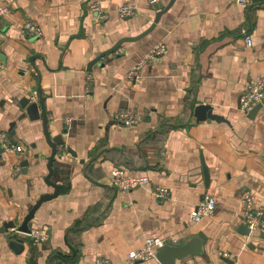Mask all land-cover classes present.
<instances>
[{"label": "crops", "instance_id": "crops-1", "mask_svg": "<svg viewBox=\"0 0 264 264\" xmlns=\"http://www.w3.org/2000/svg\"><path fill=\"white\" fill-rule=\"evenodd\" d=\"M92 1L0 0L9 8L0 18V138L23 148L0 155V231L13 220L8 233L24 245L16 252L0 232V264H127L147 238L196 236L203 250L180 264H264V230L241 231L246 193L264 212V104L255 118L240 110L247 83L264 76V0H174L149 34L89 70L118 40L149 28L157 12L152 0H101L109 18L99 20ZM129 2L137 14L120 17ZM26 22L42 34L28 36ZM160 43L166 52L129 80ZM41 96L57 145L50 179L61 189L37 209L32 230L46 239L34 241L16 228L29 206L55 191L45 181L52 148L42 119L31 120L21 101L38 102L41 114ZM199 104L227 122L197 121ZM128 109L135 125L114 118ZM115 166L150 180L122 191L112 185ZM158 187L168 188L165 198L155 197ZM206 194L215 212L191 223Z\"/></svg>", "mask_w": 264, "mask_h": 264}, {"label": "built area", "instance_id": "built-area-1", "mask_svg": "<svg viewBox=\"0 0 264 264\" xmlns=\"http://www.w3.org/2000/svg\"><path fill=\"white\" fill-rule=\"evenodd\" d=\"M157 2V0H152ZM239 3H244L247 0H234ZM91 11H93L99 20H106L109 18V12L103 7L101 0H93L89 5ZM9 12L7 4L0 5V18L5 16ZM138 12V5L136 3H124L118 8V15L122 18L134 16ZM24 29L28 36H40L42 30L40 26L35 22H26ZM247 45L251 46L253 40L250 36H246ZM166 52V46L163 43L156 45L141 61L135 66L128 74L129 80L136 78L140 70L149 62L159 58L161 54ZM3 65L0 62V71ZM264 100V76L253 77L248 83L247 87L242 94L240 102V110L244 113L249 112L255 105L261 103ZM114 118L116 121L124 123L128 126L135 125L138 121V116L133 110H121L115 113ZM70 121V118H67ZM3 148L6 152L22 151L21 145L4 144ZM112 185L122 191H132L143 186L149 182L148 176L142 175H130L127 171L120 166H115L111 171ZM168 188L158 187L154 195L157 199L165 198L168 195ZM257 200L252 193H246L243 196L244 206V220L250 231L264 230V212L262 208L256 206ZM216 202L214 198L206 194L195 209L190 214V222L198 223L202 219L211 216L215 212ZM34 241H43L46 239V235L40 230H32L29 234ZM165 239L150 237L147 238L144 243L136 249L129 252L127 257V264H135L138 261H146L151 258H155L156 250L166 244ZM184 264H193L191 261H187Z\"/></svg>", "mask_w": 264, "mask_h": 264}, {"label": "water", "instance_id": "water-1", "mask_svg": "<svg viewBox=\"0 0 264 264\" xmlns=\"http://www.w3.org/2000/svg\"><path fill=\"white\" fill-rule=\"evenodd\" d=\"M174 0H171L167 5L163 4V3H158L154 2V8L157 11L156 12V16L154 19V22L151 24V26H149V28H147L146 30H144L142 33L138 34L137 36H126L121 38L120 40H118L114 46H112L110 49L102 52L101 54H99L96 58H94L90 63H89V70L92 69L93 65L96 64L97 62L100 61L101 58L115 53L124 43L126 42H132V41H136L139 40L141 38H143L144 36H146L147 34H149L156 26V24L159 22L162 14H164L173 4ZM45 98L43 96L40 97V105H41V110L42 113H39V103L34 101V102H30L29 99H24L21 101V104L23 107L27 108V114L29 116V118L31 120H39L40 118L42 119V123H43V131H44V135L46 137V140L48 142V144L51 146L52 148V154L51 156L48 158V164H47V168H48V174L45 177V181L51 185L52 187L55 188V191L53 193H46V194H42L40 196V198L31 206H29L28 209V213L24 218V221L22 222V224L16 228V230L18 232L24 233V234H30L32 231V220L35 217V213L37 211V209L46 201L51 200L53 198H56L59 194H60V189L61 186L60 184H57L55 182H53L50 178L53 174V162L55 160V155L57 153V145L55 142L52 141L50 134L48 132V119H47V114H46V110H45V104H44ZM264 104V100L261 103H258L257 105H255L248 113V117L249 118H255V116L257 115V113L260 111V109L262 108ZM194 116L196 118L197 121H202V120H215V121H226L227 120L219 115V114H215L213 113V109L210 105H206V104H199L194 108ZM14 135V132L12 133ZM10 143H15L14 140L10 139L9 141ZM4 148H3V142L2 139L0 138V155H2L4 153ZM23 165H26V163H24ZM23 173H27V169L25 170V168L22 170ZM203 172H204V177H205V181L206 184L209 183V171L207 169V167L203 164ZM16 224L13 220L6 222L4 224V227L0 232H6V238L8 241L9 246L14 249L16 252L21 251V249H23V243H21L20 241L15 239L14 236V232L13 233H8L9 229L11 228H15ZM241 231L244 234H250V229L245 225L242 224L241 225ZM203 238L202 236H196V237H192L190 239H188L187 241H182V240H176L173 241L171 239L167 240L166 244L162 247H159L156 250L155 253V257L159 260V262L161 264H180L181 262H184L188 259H190L193 255H197L199 253H201V251L203 250Z\"/></svg>", "mask_w": 264, "mask_h": 264}]
</instances>
